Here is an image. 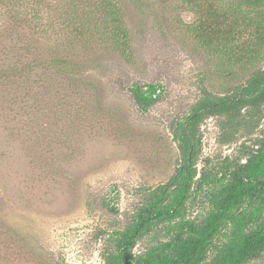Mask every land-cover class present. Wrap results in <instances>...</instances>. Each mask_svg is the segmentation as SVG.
<instances>
[{"label": "rangeland", "instance_id": "obj_1", "mask_svg": "<svg viewBox=\"0 0 264 264\" xmlns=\"http://www.w3.org/2000/svg\"><path fill=\"white\" fill-rule=\"evenodd\" d=\"M111 1L120 22L99 0L0 2V264H105L111 232L181 164L176 124L204 90L224 94L264 64L252 28L226 38L235 15L254 14L241 0ZM135 83L161 98L141 109ZM222 120L200 125L197 177L245 162L243 145L264 136V113L231 141ZM208 205L199 196L189 216Z\"/></svg>", "mask_w": 264, "mask_h": 264}, {"label": "trees", "instance_id": "obj_2", "mask_svg": "<svg viewBox=\"0 0 264 264\" xmlns=\"http://www.w3.org/2000/svg\"><path fill=\"white\" fill-rule=\"evenodd\" d=\"M190 1L202 7L199 0ZM99 2L107 16L120 22V9L111 0ZM241 4L254 14L243 20L235 15L232 26L226 25L227 40L242 32L237 29L249 27L256 43L264 45V0H241ZM208 13L214 19L217 12L209 6ZM224 21L228 22L227 13ZM252 53L256 57L257 53ZM131 91L143 110L161 98V87L155 83H135ZM204 91L190 115L173 128L183 154L181 164L168 182L148 192L132 220L111 232L112 246L104 255L105 264H264L255 262L264 254V136L255 141V148L243 145L245 162L239 156L212 168L207 163L209 168L205 167L199 177L196 167L200 125L206 117L223 119L224 141H231L249 126L260 125L264 64L224 94ZM201 195L208 198V208L202 218H191V204ZM146 238L144 248L135 252Z\"/></svg>", "mask_w": 264, "mask_h": 264}]
</instances>
